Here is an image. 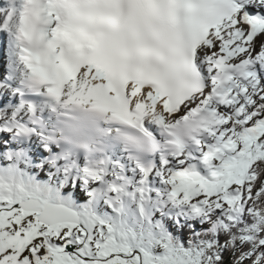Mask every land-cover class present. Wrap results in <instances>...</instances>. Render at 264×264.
<instances>
[{"label": "snow or ice", "instance_id": "1", "mask_svg": "<svg viewBox=\"0 0 264 264\" xmlns=\"http://www.w3.org/2000/svg\"><path fill=\"white\" fill-rule=\"evenodd\" d=\"M0 264H264V0H0Z\"/></svg>", "mask_w": 264, "mask_h": 264}]
</instances>
